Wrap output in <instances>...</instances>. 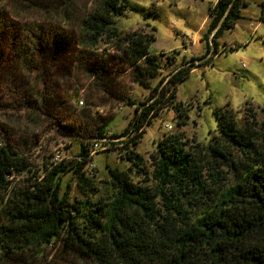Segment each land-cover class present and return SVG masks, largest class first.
Here are the masks:
<instances>
[{"label":"trees","instance_id":"16d2710c","mask_svg":"<svg viewBox=\"0 0 264 264\" xmlns=\"http://www.w3.org/2000/svg\"><path fill=\"white\" fill-rule=\"evenodd\" d=\"M13 1L0 0V67L5 64L0 77L14 83L34 74V89L20 93L29 109L62 110L52 108V98L61 101V89L69 81L79 85L99 69L105 71L98 69L106 64L97 54L101 48V53L108 47L122 53L133 82L145 88L160 73L158 57L149 53L153 33L122 32L115 26L127 0H98L75 28L67 11L72 0ZM243 5L245 0H217L209 7L208 34L216 29V38L232 28ZM7 6L17 18L22 13L29 18H22V25L11 21ZM259 8L258 21L264 23V1ZM75 45L81 50L73 57ZM173 59L167 56L166 64ZM191 62L168 79L169 107L177 84L196 67ZM164 79L151 89L147 106L135 107L126 129L108 138L132 133L119 144L127 168L107 166L102 179L96 180L94 164L90 171L86 167L92 147L88 140L79 142L72 158L40 166L0 142V264H31L55 246L93 264H264V108L255 112L248 107L242 126L232 110L215 111L216 134L209 144L182 132L164 134L145 162L135 146L164 96H156ZM100 80L87 87L90 103L105 104L112 97ZM174 109L182 118V109ZM80 113L92 124L89 114ZM71 123L64 127L78 138H106L105 122L90 134L78 120ZM183 124L181 119L178 125ZM66 175L74 182L72 198L63 182Z\"/></svg>","mask_w":264,"mask_h":264},{"label":"rangeland","instance_id":"374dc122","mask_svg":"<svg viewBox=\"0 0 264 264\" xmlns=\"http://www.w3.org/2000/svg\"><path fill=\"white\" fill-rule=\"evenodd\" d=\"M23 1L30 4L45 0ZM263 1L245 0V5L240 8L241 18L233 27L224 29L216 38L207 41L209 23L206 18L213 1L127 0L125 11L115 19V26L122 32L142 30L153 33L155 39L149 46V53L159 59V75L148 81L147 88L134 83L133 71L125 62L123 54L112 47L101 53V48L97 54H101L106 64L100 65L98 69L103 67L105 71L101 72L99 69L97 76L93 75L90 79L80 81L79 85L75 81H69L70 83L61 89L59 100L62 102L52 98L53 109L63 106L59 111H47L42 107L33 110L25 105L20 94L21 89H34V74L19 77L14 83L6 82L0 77V142L25 154L37 166L52 160L55 151H59L67 160L79 152V142L95 140V137L90 140L78 138L65 129L64 126L72 125L71 120H78L85 133H94L96 128L105 122L102 128L105 136L110 138L112 135H119L126 129L135 107L141 109V104L147 106L151 89L161 78H166L156 95L164 96L149 115L150 123H146L143 128L135 146L136 153L147 162L148 155L156 149V143L162 135L173 132H182L188 139L194 138L198 142L209 144L216 134L215 111L224 108L232 110L237 125L242 126L243 115L248 107H252L255 112L264 108V23H259L254 29L258 24L259 6ZM97 3L98 0H72L67 11L73 28ZM6 12L11 21L21 25L29 18L28 13H22L17 18L15 10L11 7H8ZM24 17L25 20L22 19ZM80 50L81 47L75 45L72 56L75 57ZM172 55L176 62L170 66L166 64V57ZM192 59L196 60L191 62ZM190 62L196 68L177 84L173 107H169L172 93L168 79L173 71L186 67ZM5 63L13 64L9 60ZM2 68H5V64L0 67V71ZM55 71L52 69L51 74ZM99 77L102 82L108 84L112 95L105 104L97 100L90 103L85 97L88 85ZM75 94L77 96L73 100L72 95ZM34 96L31 94L29 100ZM80 100L83 102L82 106L78 104ZM130 102L134 105H129ZM175 106L182 109V118L177 115ZM81 109L90 115L92 124L80 117ZM256 117L260 119L259 113ZM181 119L184 124L179 126ZM164 125L171 126V130L167 132ZM76 126L75 130H78ZM124 140L122 137L114 138L106 147L107 151L94 154L92 162L95 165L96 180L107 176V166L119 170L127 168L128 164L120 159L123 151L120 150L119 144ZM63 182L70 186V198L75 196L72 177L64 176ZM16 183L17 180L13 182ZM31 264L93 263L76 258L55 246L49 247L40 261Z\"/></svg>","mask_w":264,"mask_h":264},{"label":"built area","instance_id":"2783aa9c","mask_svg":"<svg viewBox=\"0 0 264 264\" xmlns=\"http://www.w3.org/2000/svg\"><path fill=\"white\" fill-rule=\"evenodd\" d=\"M78 104L80 106H82V104H83L82 100H80L78 102ZM164 128L166 129L167 132H169L171 130V126H169V125H164ZM131 135H132V133H129L127 136L122 137V139H126L127 137H130ZM112 141H113V139H108L107 136H106V138L95 139L92 141V147H91V150L89 152V162L86 165V167H87V169H89V171L92 170L94 167L93 162H92V158H93L94 154L106 149V147H104L102 144L109 143ZM52 159H53V163L56 164V163H59L60 161H62L63 157L61 156L59 151H55L53 153Z\"/></svg>","mask_w":264,"mask_h":264},{"label":"crops","instance_id":"0c3cea01","mask_svg":"<svg viewBox=\"0 0 264 264\" xmlns=\"http://www.w3.org/2000/svg\"><path fill=\"white\" fill-rule=\"evenodd\" d=\"M211 1H213V3H212L211 5H214V4L216 3L217 0H211ZM206 22H209V16H208V18H206ZM259 23H261V22L258 21V24L254 27V29L257 28V27L259 26ZM249 27H251V25H249ZM215 30H216V29H214L213 31H211V32L208 34V36H207V38H206L207 41H209V40H211V38H213V35H214ZM197 31H198V30H197ZM208 46H209V45H208ZM206 56H208V55H206ZM175 62H176V59L174 58L173 61H172V63L170 64V66H172V64H174ZM195 68H196V67H195ZM195 68H194V69H195ZM194 69H193V70H194ZM174 72H175V71H173L172 74H173ZM170 76H171V75H170Z\"/></svg>","mask_w":264,"mask_h":264}]
</instances>
